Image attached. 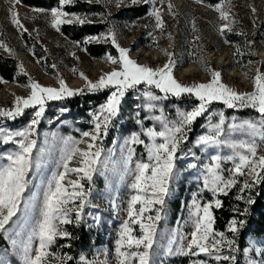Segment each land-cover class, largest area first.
I'll return each mask as SVG.
<instances>
[{"label": "rangeland", "instance_id": "1", "mask_svg": "<svg viewBox=\"0 0 264 264\" xmlns=\"http://www.w3.org/2000/svg\"><path fill=\"white\" fill-rule=\"evenodd\" d=\"M169 4L173 6L174 15L169 13ZM45 5H51V3L48 2ZM143 5L145 4L130 5L126 0L125 6L117 8L114 0H102L101 3L93 0L91 4L78 0L74 6L66 10L88 15L92 23L86 25L93 26L90 28L93 33L87 36L99 35L111 27L115 32L117 43L121 47L128 48L130 58L140 64H148L153 68L162 66L168 58L161 49L172 52L176 61L174 76L182 84L208 82L211 77L204 71V67L210 66L213 70L220 71L222 82L234 90L238 92L253 90L249 78L255 74L257 68L264 71V0H228L222 3L238 21L233 25V31L224 34L218 30L223 21L218 18L219 14L215 11L216 5L208 6L202 2L197 3L196 0H154V3L146 4L149 9L144 17L124 23L116 18L119 10ZM9 7H11L9 0H0V41L7 44L13 52L9 54L0 48V58L12 60L18 73L14 81L0 83V107L10 108L16 95L29 94L30 90L23 87L28 83L29 76L42 86L59 87L56 79L59 75L69 88L84 89L85 82L80 78L79 72H84L89 79L95 81L101 74L111 71L113 67H118L103 59L105 54L118 57L111 42L89 43L108 47V52L99 58H93L85 52L83 42L77 47L71 35L68 36L62 32V28L83 26L64 25L58 33L51 28L46 15L36 14L32 12V8L20 3L15 6V10L18 11L22 23L29 30L21 35L10 23ZM153 7L161 9L163 31L155 27V20L149 15ZM252 8L256 9L254 14L251 11ZM237 32H243L246 35H237ZM226 40L228 43L225 42ZM247 41H253L251 47L248 46ZM237 48L241 49L243 55H234ZM73 52L75 57L71 55ZM38 60L39 63H37ZM198 60L203 63H198ZM249 61L252 62L249 63ZM19 65L23 66L28 76L22 74ZM52 65H55V68ZM73 68L76 69L75 74L72 72ZM111 90L88 92L85 89L82 94L46 103L44 116L36 126V134L33 137L37 141L33 156L34 158L40 156L41 164L39 168L33 167L30 171L27 177L30 183L24 194L25 198L30 200V207L25 210L21 206V212L6 226L11 229L8 234L10 239L0 233V262L21 264L20 255L12 247L11 239H16L18 243L25 241L35 226L36 220L39 219L47 182L54 172L61 170L59 165L63 149L62 138L72 136L80 139L82 131H91V113L106 101ZM144 90L145 86L140 85L137 89L126 93L120 112L112 121L108 134L99 142L103 151L101 163L97 165L98 171L93 173L91 185L86 180L82 181L86 189L91 188L83 220L79 225L64 226L66 230L69 226H74L84 230L86 234L84 242L71 251L74 254H72L74 260L72 264H80L81 255L86 257L89 264H118L116 241L120 238L122 224L129 219L128 202L135 194L131 188L135 164L137 161L147 160L144 146L135 144L131 145L133 149L131 160L126 164L125 161L129 155L127 141L133 132L142 133L144 128L153 127L160 130L159 122L145 117L159 115V110L162 109L163 115L172 120L177 117L178 111L190 109L198 103L195 97L188 94H182L180 98L170 96L168 99L154 102L157 104V111L150 113L143 107L147 103L142 97ZM151 90L163 96L158 90L154 88ZM87 97H94V100L88 101ZM61 109H67V111L61 112ZM33 111L34 109L31 108L26 109L24 114L15 120L0 117V128L13 131L23 129L29 123ZM137 112L140 113V124L136 123ZM220 112L224 113L226 120L221 139L229 143L248 141L251 136L239 130H229L227 124L260 119L254 109H229L221 102H213L208 106V111L192 125L188 134L189 138L181 146L179 158L175 162L176 167L169 186V194L165 197L161 212L162 218L156 222L157 231L154 244L149 249V264H190L193 259H208L209 264H216L215 261L203 255L198 257L180 255L177 249L186 247L187 240L190 238L189 233L192 231L190 207L194 194L201 203L212 199V193L203 186L205 166L211 163V157L214 155L221 157V170L225 177H228L229 170L234 166L233 161L227 159L228 156H234L233 150L227 145L206 147L196 144L200 135L208 134L209 125L218 122ZM141 139L147 142V138L143 135ZM79 147L84 148L85 145L81 144ZM41 148L44 149L42 154ZM13 150H16L15 145L0 143V164L6 162L2 157ZM258 151L264 154V146ZM78 159L79 157H76L70 167H77ZM189 165H195V167H189ZM68 178L76 177L70 174ZM239 179L242 181L246 177ZM231 190L235 191L236 196L239 194L238 186ZM220 196L223 195L217 198ZM113 203L116 205L115 208L112 207ZM156 207L159 205L147 215L154 216ZM215 209L214 207L213 210ZM97 215L100 216L99 222L95 220ZM131 227L133 235L141 234L139 225H131ZM252 228H243L242 234L236 236L226 232L228 238L236 239L237 245L240 243L242 246L234 253L237 258L236 264H264V231L256 234ZM62 240L58 238L49 251L53 254H71L66 251L67 247L61 242ZM32 243L35 247L38 242L33 240ZM169 248L172 249V254H168ZM245 248H249L247 255L243 251ZM256 249H259V252ZM49 264H56V262L49 260ZM133 264L138 262L133 261Z\"/></svg>", "mask_w": 264, "mask_h": 264}, {"label": "snow or ice", "instance_id": "2", "mask_svg": "<svg viewBox=\"0 0 264 264\" xmlns=\"http://www.w3.org/2000/svg\"><path fill=\"white\" fill-rule=\"evenodd\" d=\"M78 0H58L56 7L45 9L42 7L32 8L36 14H44L48 22L56 32L60 33L64 25L84 26L92 23L87 14H79L74 11L66 10L74 6ZM84 3L91 4L93 0H83ZM102 0H96L101 3ZM117 8L125 6L126 0H114ZM201 3L202 0H196ZM10 23L16 28L17 32L23 35L29 30L22 23L15 6L21 3V0H9ZM130 5L139 3L150 4L154 0H128ZM173 6L168 5L170 14ZM215 11L219 14V20L223 21L219 26V32L233 31V25L237 24V19L231 15L230 10H226L222 4L215 6ZM253 14L256 12L252 8ZM149 15L155 20V27L163 31L164 22L161 17V9L153 7ZM31 34V33H29ZM237 35H246L243 32H237ZM96 42H111L118 53L117 56L105 54L103 59L115 66L111 71L105 72L95 81L89 79L84 72H79L80 78L85 82V88H69L66 82L57 75L56 79L59 87L42 86L31 77H28V83L23 87L28 88L27 96L16 95L10 108L0 107V117L8 120H15L22 116L26 109H34L29 123L21 130H5L0 128V143H11L16 146V150L9 151L2 157L4 161L0 164V233L5 238L11 229L6 227L13 222V218L21 212V206L25 210L30 207V200L25 198V191L30 181L27 179L33 167L39 168L41 164L40 156H33V149L37 146V141L33 137L36 134V126L40 123L45 113V105L48 101L63 100L67 97L82 94L85 89L88 92H97L104 89H112L107 96L106 101L99 105L98 109L91 113V131H82L80 139L72 136L62 138L63 149L60 161V169L54 172L47 182L43 192V203L40 208L39 219L36 220L30 235L22 243L16 239H11V244L20 255L21 264H49L53 260L56 264H68L73 257L66 253L53 254L49 251L58 238L70 239L71 233L64 226L69 224L79 225L83 220L85 207L88 205V196L91 188H85L82 181H87L91 185L93 173L98 171L97 165L101 163V153L103 148L100 141L108 134L112 121L120 112V106L123 99L130 90H135L140 85L145 86L142 97L147 101L143 105L146 112L157 111V104L154 103L161 99H168L170 96L180 98L182 94H188L195 97L198 101L190 109L178 111L175 119L169 120L163 115L160 109L159 115H152L150 118L160 123L161 128L157 130L153 127H147L142 133L133 132L128 144V157L125 163L131 160L133 149L131 145L141 144L147 153L146 161H137L134 170V180L131 188L135 194L130 197L128 202L127 216L121 226L119 239L116 241V253L118 264H149V249L154 244L156 235V222L161 220V212L165 204V197L169 194V186L174 176L176 160L181 146L188 140L192 125L208 111V106L213 102H221L229 109H254L260 116L258 121L243 120L239 123H229V130H239L246 132L251 139L244 142L229 143L221 139L225 128V115L218 113V122L211 123L208 128V134L200 135L196 140L198 146H221L227 145L234 152V156H228L227 159L233 161L234 166L229 170L228 177L222 175L221 157L214 155L211 157V163L205 166V176L203 186L212 193V199L201 203L194 194L190 207V217L192 218V231L189 233L186 247L177 249L180 255L198 257L200 255L208 257L216 264H236V253L238 251L237 241L234 238H228L224 231L214 229L215 218L213 208L222 207V201L217 198L219 195H228L229 191L239 187V194L235 197L237 201H244L246 205L251 206L255 203L250 194L255 186L264 183V154H260L258 149L264 146V71L257 68L255 74L249 79L253 90L251 92H238L232 87L222 82L220 71L213 70L210 66H205L204 71L210 75V80L206 83L182 84L174 76L176 61L173 53L161 49L168 58L162 66L151 67L148 64H140L130 58V50L121 47L117 43L115 32L111 27L99 35L87 36L83 44ZM228 43V41H225ZM75 46L79 47L81 41H75ZM249 47L253 41H247ZM0 48L11 54L13 50L0 41ZM86 50V49H84ZM75 57V53H71ZM234 55H243L240 48L236 49ZM40 61L38 60L37 63ZM198 63L203 61L198 60ZM252 61H249L251 63ZM23 75L28 76L23 66L19 65ZM55 68V65H52ZM72 72L75 74L76 69ZM0 83H6L0 79ZM156 89L163 96L155 94L151 89ZM140 107V105H137ZM67 109H61L66 112ZM136 123L140 124V113H136ZM233 120L235 118L233 117ZM141 135L147 138V142L141 139ZM55 137V133H53ZM84 144L81 148L79 145ZM44 149H40L42 154ZM76 157H79L77 167H70V164ZM195 167V165H189ZM75 175V179H69V175ZM240 177H246L240 180ZM137 205L139 207L137 208ZM155 215H147L155 206ZM115 208V203L112 204ZM234 212L241 216L249 214V208L245 207L243 211L234 208ZM99 222L100 216L95 217ZM247 221L244 219L233 218L229 220L227 231L233 236L239 234ZM131 225H139L140 235H133ZM183 239V238H182ZM38 243L33 247L32 241ZM70 247V245H65ZM143 249L142 251L140 249ZM129 249V250H125ZM136 249V250H131ZM244 254L247 255L249 248H245ZM259 252V249H256ZM168 254H172V249H168ZM80 264H89L86 257H79ZM4 264V262H0ZM190 264H209L208 259H193Z\"/></svg>", "mask_w": 264, "mask_h": 264}, {"label": "trees", "instance_id": "3", "mask_svg": "<svg viewBox=\"0 0 264 264\" xmlns=\"http://www.w3.org/2000/svg\"><path fill=\"white\" fill-rule=\"evenodd\" d=\"M228 0H202V3L208 6H215L217 4H222L227 2ZM51 3V5H45L46 3ZM21 4L29 7H42L45 9H50L51 7H56L58 4V0H21ZM148 5L143 6H136V7H129L122 10L116 14V18L121 22H133L134 20L144 17L148 12ZM93 26L86 25L81 28H62V32L65 35H71L72 39L75 41L83 42L84 38L88 35L93 33L90 28ZM89 29V30H88ZM83 48L86 49L85 52L93 58H99L104 53L108 52V47L105 45L100 44H82ZM113 53V52H112ZM244 53L245 50H244ZM247 60V58H245ZM250 58H248L249 60ZM17 69L14 62L10 59L3 60L0 58V77L5 81L12 82L14 81L17 75ZM88 101H93L94 97H87ZM86 103V101H85ZM255 200V203L251 206H246L243 201L235 200V191L230 190L228 195L220 196L219 199L222 201V207L216 208L213 210L215 223L214 229L216 231H224L225 234L227 232V224L229 220L236 218V219H244L247 221L246 227H253L252 229L255 231L256 234H260V231H264V183H261L251 191L250 193ZM245 207L249 208V214L245 216H241L238 213L234 212V208H239L241 212ZM244 229H241L239 234H242ZM67 231L71 233L70 239H63L61 242L65 245H70V247L66 248V251L70 252L72 256V250L81 243L84 242L86 237L85 231L74 226H69ZM230 235V233H229ZM241 244L238 243L237 248H241ZM74 255V254H73ZM73 257V256H72ZM73 259L68 261V264L73 263Z\"/></svg>", "mask_w": 264, "mask_h": 264}]
</instances>
